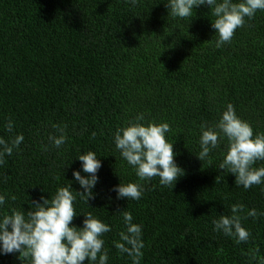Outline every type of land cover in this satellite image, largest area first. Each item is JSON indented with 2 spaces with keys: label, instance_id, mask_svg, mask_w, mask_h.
Listing matches in <instances>:
<instances>
[{
  "label": "trees",
  "instance_id": "1",
  "mask_svg": "<svg viewBox=\"0 0 264 264\" xmlns=\"http://www.w3.org/2000/svg\"><path fill=\"white\" fill-rule=\"evenodd\" d=\"M222 2V0H218ZM239 2V0H233ZM168 0H0V137L23 142L0 165V216L28 211L71 184L77 216L111 227L102 236L107 264H132L114 246L126 231L122 210L142 228L139 264H264V182L245 189L221 170L226 137L203 161L201 124L214 126L228 104L264 133V10L245 18L230 42L216 46L215 17L205 4L188 18L173 17ZM166 122V139L184 175L172 185L140 180L114 143L118 128ZM13 123L9 133L5 125ZM64 128L59 148L49 140ZM95 132V137L92 133ZM101 161L88 204L73 177L81 154ZM254 167H264V160ZM143 187L139 200L117 199L119 184ZM15 197V200L12 197ZM243 204L247 242L214 231L212 221ZM0 264H23L19 253H0ZM24 264H29L27 260ZM87 264V261L84 262Z\"/></svg>",
  "mask_w": 264,
  "mask_h": 264
},
{
  "label": "clouds",
  "instance_id": "2",
  "mask_svg": "<svg viewBox=\"0 0 264 264\" xmlns=\"http://www.w3.org/2000/svg\"><path fill=\"white\" fill-rule=\"evenodd\" d=\"M133 6L137 0H130ZM207 4L212 15V27L218 33L216 46L230 42L238 28L245 24V18L252 19L257 10H264V0H168L173 17L188 18L193 15L196 6ZM141 114L135 122L118 128L114 133V143L123 159L131 165L140 180L150 181L153 177L160 178V184L172 185L184 175L182 168L175 162L176 153L173 144L166 139L170 126L166 122L141 123ZM6 130L13 131V123L9 119ZM58 135H49V140L59 148L66 142L64 128L55 126ZM200 152L197 158L203 161L209 156L211 149L218 146L221 136L226 137V154L219 165L221 170H227L235 175V184L245 189L264 182V167L256 168L255 163L264 160V133L254 135L250 124L240 119L232 104H228L220 120L214 125L201 124ZM93 132L92 136L95 137ZM22 134L16 135L10 141L0 137V165L5 163V156H11L23 142ZM82 162V170L74 171L73 177L83 189L76 191L88 204L94 198L93 189L98 182L97 172L101 161L94 151H88L77 157ZM71 184L59 187L50 198L41 196L40 201H33L28 211L12 209L9 214L0 216V253H19L24 264H107L108 253L104 250L102 236L111 231V227L93 216L91 212L83 214V227L72 226L77 213L74 208L76 197L73 195ZM117 199L139 200L143 187L138 183L120 182L113 189ZM15 200V197H12ZM5 196L0 195V205L5 203ZM245 212L243 204L231 205L232 215H219L214 219V231H222L226 236L234 237L236 242H247L250 233L241 223L240 213ZM126 226V231L120 233V240L114 246L120 253H126L132 259V264H139L142 257L144 242L142 228L133 223L132 213L122 210L119 212ZM248 217H258L256 209L247 210Z\"/></svg>",
  "mask_w": 264,
  "mask_h": 264
}]
</instances>
